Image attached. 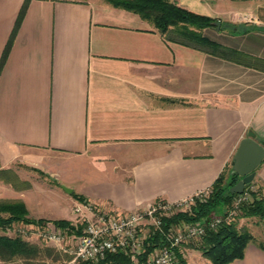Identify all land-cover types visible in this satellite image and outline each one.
I'll return each mask as SVG.
<instances>
[{
    "label": "crops",
    "instance_id": "0c3cea01",
    "mask_svg": "<svg viewBox=\"0 0 264 264\" xmlns=\"http://www.w3.org/2000/svg\"><path fill=\"white\" fill-rule=\"evenodd\" d=\"M167 1L219 22L202 33L233 54L167 40L106 0H30L20 21L26 0H0V172L55 182L17 198L31 216L38 190L63 202L48 221L77 218V196L113 214L177 202L233 174L250 133L264 142V0ZM255 174L264 187V161ZM231 264L264 251L249 243Z\"/></svg>",
    "mask_w": 264,
    "mask_h": 264
},
{
    "label": "trees",
    "instance_id": "16d2710c",
    "mask_svg": "<svg viewBox=\"0 0 264 264\" xmlns=\"http://www.w3.org/2000/svg\"><path fill=\"white\" fill-rule=\"evenodd\" d=\"M30 0H26L20 16L21 20ZM117 8H122L140 15L144 20L149 21L155 29L167 40L192 47L202 49L209 53L227 57L233 51L223 48L221 45L209 40L203 35V31L213 27L214 21L211 18L190 12L189 10L171 3L167 0H106ZM4 62V59L2 63ZM229 178V179H228ZM226 179H228L226 181ZM240 178L236 174H229L228 177L221 175L211 187L212 193L205 203H197L191 211L179 213L171 218L163 219L164 232L182 223H195L202 220H209L214 213L224 207L232 209L237 194L230 192L231 187L237 184ZM251 185V184H250ZM248 185V186H250ZM260 192H249L251 199L240 204L236 218L258 217L264 222V197ZM77 200L86 203L83 197L77 196ZM6 214L7 217L2 215ZM235 218V219H236ZM48 220H34L29 217V211L23 201H10L0 203V228L11 227L14 223L44 226ZM54 223L58 227L65 228V232L82 234V226L74 227L67 220H57ZM154 233V234H153ZM147 238L141 261L145 263L148 256L157 248L166 245V238L158 231ZM264 233V232H263ZM249 243H254L264 251V242L255 243L253 235L247 231L237 228L235 220L228 221L223 218L221 224L215 229L207 228L200 242L194 246V250L199 251L202 257L210 261L211 264H231L236 260L245 257V250ZM188 244V243H187ZM185 244L182 246L184 247ZM182 247L178 250L180 259L188 264L184 259ZM192 247V246H191ZM40 253L38 247L29 244L20 237H9L3 233L0 235V258L9 261L14 257L32 258ZM131 260L124 252L108 255L99 264H130ZM81 264H93L85 262Z\"/></svg>",
    "mask_w": 264,
    "mask_h": 264
},
{
    "label": "built area",
    "instance_id": "2783aa9c",
    "mask_svg": "<svg viewBox=\"0 0 264 264\" xmlns=\"http://www.w3.org/2000/svg\"><path fill=\"white\" fill-rule=\"evenodd\" d=\"M211 193L212 189H207L177 202L157 201L146 210L132 213H107L91 203H79L74 208V213L85 225L82 234L75 238V248L68 264H99L108 255L119 252L129 256L130 264H143L140 257L145 242L153 231L160 232L167 243L155 249L144 264H185L180 259L178 250L184 244L203 237L207 228L218 227L223 218L212 216L207 221L182 223L168 229V232H164L163 219L191 211L197 203L207 202ZM248 196L249 192L246 190L238 195L237 208L240 203L248 200ZM54 233L44 234L43 238L57 243L65 241L63 232Z\"/></svg>",
    "mask_w": 264,
    "mask_h": 264
},
{
    "label": "rangeland",
    "instance_id": "374dc122",
    "mask_svg": "<svg viewBox=\"0 0 264 264\" xmlns=\"http://www.w3.org/2000/svg\"><path fill=\"white\" fill-rule=\"evenodd\" d=\"M228 179H226V181ZM52 182L54 181L51 180L49 176L45 175V173H43L41 170L28 165H16L11 170L1 171L0 203L21 201L17 198L20 197V194L26 193L28 191H32V195L34 196V194L37 192L35 191L36 189H38L40 186H52ZM245 190L247 192H260L258 194L264 197V187L261 186L260 183H255V181H253L250 186L247 185ZM37 196L40 199H42L41 196L44 198L42 199L43 206L40 208L42 211L39 213L32 212V216L29 214V217L34 220H38L36 218L37 215L44 214L49 218L57 219V217L54 216L55 214H53V212L56 211H53V209H55L57 204H63V202L57 200L55 196L50 193L41 194L39 193V190ZM251 198L252 197L249 194L248 200ZM50 199H54V201H50ZM248 200L244 202H247ZM237 202L238 197L236 200H234L232 209L229 207L221 208L216 213H214L213 216H219L221 218L227 219L228 221H231L232 219L235 220L237 228L241 231H247L251 233L255 238L256 244L264 242V222L258 217L242 219L236 218V214H239L237 212ZM231 213L232 216L230 217ZM2 216L7 217L6 214H3ZM67 221L70 222V224L74 227L78 228L82 226L81 232L83 231L85 224L80 218ZM58 231L64 233L66 237L64 242L57 243L43 238L44 234L53 235L55 234L54 232ZM3 233L12 238L20 237L29 244L38 247L40 253H38L36 257L28 259L17 256L9 261H3L0 258V264H68L72 259L71 253L75 248V238L80 235L74 232H65V228L58 227L54 221H49L48 223L44 224L43 227L39 225L14 223L9 228H0V235ZM198 242H200V239L189 242L188 244H185L184 247H182L185 261L188 264H211L210 261L202 257V254L199 251L193 249L194 246L198 244Z\"/></svg>",
    "mask_w": 264,
    "mask_h": 264
},
{
    "label": "water",
    "instance_id": "95a60500",
    "mask_svg": "<svg viewBox=\"0 0 264 264\" xmlns=\"http://www.w3.org/2000/svg\"><path fill=\"white\" fill-rule=\"evenodd\" d=\"M214 26L220 28L221 24L215 22ZM249 135V138L241 142L235 154L233 174L241 179L231 187L230 192L232 194L240 195L244 193L247 185L254 181L257 168L264 161V142L260 138H256L253 133ZM62 189L67 194L72 193V190L67 187L62 186Z\"/></svg>",
    "mask_w": 264,
    "mask_h": 264
}]
</instances>
